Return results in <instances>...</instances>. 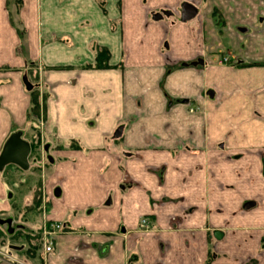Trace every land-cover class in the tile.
Listing matches in <instances>:
<instances>
[{
	"label": "crops",
	"instance_id": "1",
	"mask_svg": "<svg viewBox=\"0 0 264 264\" xmlns=\"http://www.w3.org/2000/svg\"><path fill=\"white\" fill-rule=\"evenodd\" d=\"M185 1L0 0V154L49 145L38 208L0 171V226L41 237L0 264H264V0Z\"/></svg>",
	"mask_w": 264,
	"mask_h": 264
},
{
	"label": "rangeland",
	"instance_id": "2",
	"mask_svg": "<svg viewBox=\"0 0 264 264\" xmlns=\"http://www.w3.org/2000/svg\"><path fill=\"white\" fill-rule=\"evenodd\" d=\"M39 154L38 153L32 154V156L30 157V163L32 165L31 170H30L31 172L29 170H28V172H24L25 173V179H27L26 183H27V185H30V188L32 189V191L29 192L28 195H30V196L33 195L34 199L35 198L37 199V197H39V193L37 192L38 190L33 191V189H35V187L37 189V187L39 186V179H38L39 175H40V172L38 169L39 160L42 162L45 159V157L40 158ZM19 178H20L19 174L15 176L16 181H19ZM34 207H35V205H34ZM37 217L38 216L35 213H30V212L27 213V216H26V218L30 219V221L37 220L36 219ZM19 223H20L19 220L14 221L12 223V226L14 228H17ZM20 233L21 234H19L15 238H12V236L8 232L7 227L6 226L5 227L0 226V248H4L6 250L12 244H18V245L26 244V247H27L26 250L31 248V250L33 251L34 250L33 244L38 243V242H36V238L29 240L28 238H26L22 235L23 232L21 229H20ZM26 250L25 251L22 250L23 252H20L19 254L21 255V257H26V259H28L29 257L26 253ZM4 252H5L4 253L5 256L9 255L8 251H4ZM29 260H31V259H29Z\"/></svg>",
	"mask_w": 264,
	"mask_h": 264
},
{
	"label": "water",
	"instance_id": "3",
	"mask_svg": "<svg viewBox=\"0 0 264 264\" xmlns=\"http://www.w3.org/2000/svg\"><path fill=\"white\" fill-rule=\"evenodd\" d=\"M186 12L185 16L194 15L196 9L190 5L185 6ZM31 144L23 139L21 133H16L9 138L6 142L1 154H0V171L4 170L9 165H16L24 171L29 170L30 163L29 157L31 155ZM216 236H220L217 232ZM12 250H22V246L10 245Z\"/></svg>",
	"mask_w": 264,
	"mask_h": 264
},
{
	"label": "flooded vegetation",
	"instance_id": "4",
	"mask_svg": "<svg viewBox=\"0 0 264 264\" xmlns=\"http://www.w3.org/2000/svg\"><path fill=\"white\" fill-rule=\"evenodd\" d=\"M202 2H203V0H202ZM186 5H190V6H192V7H194L195 9H196V13L192 16V15H190V16H185V14H188L187 12H186V10H185V6ZM200 2L199 1H185V2H183L182 4H180V5H178V6H175V7H167V8H165V9H162L161 10V12L160 13H162V15H164V16H171V17H177V18H180V19H182V20H186V19H189V18H191V17H194V16H197L198 15V13H199V7H200ZM189 15V14H188ZM158 16H161L160 14L158 15ZM211 17L214 19V21H215V23H216V25L218 26V27H222V26H224V19H223V17H222V14H221V12L217 9V8H214L213 10H212V13H211ZM239 31L240 32H245V29L244 28H239ZM222 60L224 61V62H229L230 60L228 59V58H226V57H222ZM31 144V143H30ZM34 144L35 143H32L31 144V148H32V151H31V155H30V157L32 156V154H34V153H37L38 151L40 152V150H39V146H40V144H36L37 145V148H35L34 149ZM46 147L44 148V149H42L41 150V158H44V157H49V155H46V151L45 150H47L48 148H49V145H45ZM30 157H29V163H30ZM39 157H40V154H39ZM30 168H31V163H30ZM30 168H29V170H30ZM21 169V168H20ZM28 171V170H27ZM45 229V228H44ZM44 229H43V235H44Z\"/></svg>",
	"mask_w": 264,
	"mask_h": 264
},
{
	"label": "trees",
	"instance_id": "5",
	"mask_svg": "<svg viewBox=\"0 0 264 264\" xmlns=\"http://www.w3.org/2000/svg\"><path fill=\"white\" fill-rule=\"evenodd\" d=\"M99 66H101V65H99ZM32 102H33V105H34L33 106V113L38 114L39 113V102H38V98H37L36 95L33 96V101ZM38 144H40V143H38ZM33 147L35 149V148H37V145L34 144ZM40 202H41L40 198L37 197V199L35 200V206H36V208H38ZM36 238H37V241H40L41 240V237L39 235ZM33 248H34L33 251L31 250V248L26 251V253H27V255H28L29 258L30 257L31 258L37 257L38 250L40 249V243L33 244Z\"/></svg>",
	"mask_w": 264,
	"mask_h": 264
},
{
	"label": "built area",
	"instance_id": "6",
	"mask_svg": "<svg viewBox=\"0 0 264 264\" xmlns=\"http://www.w3.org/2000/svg\"><path fill=\"white\" fill-rule=\"evenodd\" d=\"M60 230H62V225L60 223L50 225L49 227H45L44 236L49 237V236L53 235L54 233H56ZM45 249H46V252H51L52 251V244L51 243L47 244ZM6 257L9 258L10 256L8 255Z\"/></svg>",
	"mask_w": 264,
	"mask_h": 264
}]
</instances>
